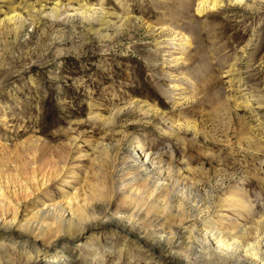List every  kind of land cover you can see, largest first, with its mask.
<instances>
[{
	"label": "rangeland",
	"instance_id": "374dc122",
	"mask_svg": "<svg viewBox=\"0 0 264 264\" xmlns=\"http://www.w3.org/2000/svg\"><path fill=\"white\" fill-rule=\"evenodd\" d=\"M0 142V175L61 170L97 216L0 264H257L203 232L264 254V0H0Z\"/></svg>",
	"mask_w": 264,
	"mask_h": 264
},
{
	"label": "bare ground",
	"instance_id": "6f19581e",
	"mask_svg": "<svg viewBox=\"0 0 264 264\" xmlns=\"http://www.w3.org/2000/svg\"><path fill=\"white\" fill-rule=\"evenodd\" d=\"M9 17L13 18L12 15ZM138 146L141 148L140 144ZM39 172L33 170L31 173L26 172L24 174L13 175H9L6 172V174L0 175V246L4 241L20 256L23 255L26 261L37 256L39 257V255L46 257L48 254H51L52 260L55 261L56 256L58 257L59 255L58 252H63V250L57 249L68 241L84 238L85 234L93 227L94 224L92 222H94L97 216L93 211L95 209L92 207L93 203H91L92 193L83 192L79 194L76 187H73V191L65 190L62 184H67L68 182L60 174L61 170L50 169L40 174ZM51 181H58L56 185L60 193L59 199L52 197ZM82 182L79 183L81 184ZM165 188L163 184L160 185V192H163ZM133 192L125 189L123 191L124 198L132 199L134 193L139 194V191ZM30 196L32 197L30 201L32 211L24 222L19 223L18 213L20 212V208L24 206L25 200ZM41 197L46 199L43 200L44 198L42 199ZM37 201H39L41 207L37 205ZM155 201L156 198L154 197L152 204ZM154 206L156 207L157 205L154 204ZM112 221L127 231L133 229L132 227H128L129 224L124 223L122 218L115 217ZM216 227L205 229L203 237H205V240L206 238H210L213 241V246L218 251L222 253L231 251L228 252L229 258H235L239 252H242L243 256H249L255 263L258 260L257 264H259V261H262L261 264H264V254L261 251L256 255L255 251L248 253V249L241 245L238 238L234 237L233 239L231 238V241H228L223 238L221 231ZM161 239H164L165 242L169 241V237L164 236ZM91 245L92 243L88 242L85 247L91 249ZM160 247L163 248V245H160Z\"/></svg>",
	"mask_w": 264,
	"mask_h": 264
}]
</instances>
